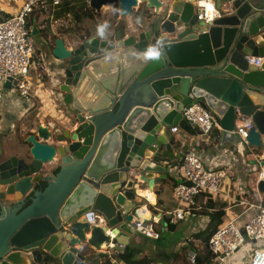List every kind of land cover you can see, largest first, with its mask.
Instances as JSON below:
<instances>
[{"label":"water","instance_id":"water-1","mask_svg":"<svg viewBox=\"0 0 264 264\" xmlns=\"http://www.w3.org/2000/svg\"><path fill=\"white\" fill-rule=\"evenodd\" d=\"M202 1L89 0L118 9L113 37L54 41L61 125L0 141V264H91L109 244L129 245L136 193L166 178L161 150L193 102L219 120L221 144H235V118L249 117L246 145L264 155V0H212L208 22ZM140 5L152 16L125 30Z\"/></svg>","mask_w":264,"mask_h":264},{"label":"crops","instance_id":"crops-1","mask_svg":"<svg viewBox=\"0 0 264 264\" xmlns=\"http://www.w3.org/2000/svg\"><path fill=\"white\" fill-rule=\"evenodd\" d=\"M202 2L197 4L201 13L206 12L205 4ZM206 2L210 3L212 8V13L206 15L215 18L217 13L213 7V1L206 0ZM19 5V0H0V22L10 17ZM88 5L89 0H61L57 5L50 4L46 11L34 13L29 17L27 25L35 48L29 77L32 90L36 91L38 96L25 100L19 97L16 92L8 90L9 88L1 90L0 141L4 142L6 147L10 148L15 144L22 143L27 134L39 124L48 127L55 124L61 125V119L65 116V106L61 104L59 95L55 93L58 83L54 79V75H60L58 71L60 63L52 55L54 41L63 39L69 49L78 40H86L91 37L110 40L113 37L114 27L122 18L118 9L116 13V7L106 6L100 12H96L91 10ZM226 6L229 5L222 4V8ZM139 7L133 10L130 17L123 19L125 30L129 26L142 27L146 21V15L152 16L153 10L146 9L147 13L141 14L138 12ZM86 10L94 12L92 19L75 21L76 14H82ZM100 18L104 23L112 22L111 30L103 35H94L87 21H96ZM39 65H41L42 71L36 69ZM40 102H42L41 105ZM213 117L218 126L208 135L197 133L187 123L190 130L185 129L181 125V118L176 126L180 130L179 133L171 135L170 150L166 151L165 148L161 150L163 157L159 160V165L165 167L166 178L156 181L154 193L147 186L142 187L140 192L136 193L137 197L143 200L139 212L141 220L147 221L149 218L161 215L165 219H160V225L156 229L159 234L158 240L146 238L139 233L132 238L127 246L139 249L141 254L136 256L130 264H148L146 262L148 257L152 258V264H189L188 257L192 252L198 255V264L249 263L250 259L245 250L236 252L226 263H220L212 257L207 249V229L211 215L217 210L223 212L221 223L217 229L226 221L233 219L245 222L255 215L259 201L254 197V189L264 155L262 151L250 148L238 139L235 144H221L219 120L214 115ZM190 147L194 148L195 153L209 169L233 168L235 181L230 186L225 185L222 192L217 195L199 196L196 199V208L191 213L180 221L170 223L168 214L177 208L173 197V188L176 182L173 174L180 167L183 156ZM23 148L26 150L25 147ZM168 223L171 227L166 225ZM180 225L182 229L179 228ZM178 230H180L182 238L176 243L172 242L170 250L167 247L163 248L160 243L163 234L173 235ZM253 244V242L249 243V245ZM105 260L95 259L91 261V264L106 263ZM118 264L125 263L119 261Z\"/></svg>","mask_w":264,"mask_h":264},{"label":"built area","instance_id":"built-area-1","mask_svg":"<svg viewBox=\"0 0 264 264\" xmlns=\"http://www.w3.org/2000/svg\"><path fill=\"white\" fill-rule=\"evenodd\" d=\"M20 5L14 9L12 15L0 22V100L1 90L9 82L10 91L16 92L22 99L37 98L38 94L32 90L29 77L33 65L35 48L30 38L27 22L29 17L37 12L46 11L50 4L57 5L61 0H19ZM227 9L223 8V11ZM217 13V12H216ZM206 12L199 11L198 19L205 22L211 17ZM218 14V13H217ZM128 29L136 30L137 27L129 26ZM250 65L260 67V58H246ZM37 70L42 71L41 65ZM182 120L192 130L201 135H208L218 126L211 112L198 102L191 103L183 109ZM252 127L249 117L238 115L234 121L233 133L237 139L246 144L248 130ZM178 127H172L170 133H179ZM175 185L173 197L177 208L168 214L170 223L182 220L196 208V199L201 195H217L222 192L225 185H232L235 181L233 168L209 169L203 160L190 147L184 154L180 167L174 171ZM264 183V166L256 177L254 197L259 201L256 213L245 222L229 220L223 223L213 233L207 242L208 253L220 263L227 260L239 250H245L249 256L248 264H264V191L259 185ZM163 215L140 220L135 223L137 233L142 236L158 240L156 229ZM253 242V245L249 243ZM126 246L109 244L106 250V263L118 264V257L124 253ZM189 264H198V255L190 253Z\"/></svg>","mask_w":264,"mask_h":264},{"label":"trees","instance_id":"trees-1","mask_svg":"<svg viewBox=\"0 0 264 264\" xmlns=\"http://www.w3.org/2000/svg\"><path fill=\"white\" fill-rule=\"evenodd\" d=\"M140 9H142V10L139 11ZM139 10H138V12H141V14L147 13V11H145L146 9L143 5H140ZM117 12L118 11L116 8V13ZM93 13L94 12L91 10H86V11H83L82 14L81 13L79 15L76 14L75 21L81 22L84 19H92ZM201 104L207 109V107L203 103H201ZM181 125L185 129L190 130V127L186 124V122L184 120H182ZM42 187L44 188L45 186L43 185ZM222 216H223L222 210H217L216 213L211 215L210 223H209V226L207 229V231H208L207 242H208L209 238L213 235V233L216 231L217 226L221 223ZM166 225L168 227H171V225H169V223ZM138 250L139 249L134 248L133 246L132 247L127 246L124 253H122V255H120L118 257V261L124 262L125 264H130L132 261L135 260L136 256L141 254V251H138ZM146 262H148V264H152L153 260H152V258L148 257V258H146ZM102 264H107V263L102 262Z\"/></svg>","mask_w":264,"mask_h":264},{"label":"rangeland","instance_id":"rangeland-1","mask_svg":"<svg viewBox=\"0 0 264 264\" xmlns=\"http://www.w3.org/2000/svg\"><path fill=\"white\" fill-rule=\"evenodd\" d=\"M87 22H89V24H88L89 28L94 35H100L98 33V27L99 26L107 25V27L104 28L103 34L109 32L111 30V27H112V22L104 23L103 19H101V18L96 19V21H87ZM110 36L111 35L109 34V37ZM41 104H42V102H40V105ZM179 228L182 229V226L180 225ZM163 235H164L163 239L160 241V243L163 245V248L167 247L169 250H170V248H172V245H171L172 242L176 243L182 238L180 230L176 231L173 235H168V234H163Z\"/></svg>","mask_w":264,"mask_h":264},{"label":"bare ground","instance_id":"bare-ground-1","mask_svg":"<svg viewBox=\"0 0 264 264\" xmlns=\"http://www.w3.org/2000/svg\"><path fill=\"white\" fill-rule=\"evenodd\" d=\"M202 3L205 4L206 13L210 15V13H212V8L210 6V3L206 2V1L205 2H202ZM206 3H207V5H206ZM139 212H140V209L137 211V214L138 215H139Z\"/></svg>","mask_w":264,"mask_h":264},{"label":"clouds","instance_id":"clouds-1","mask_svg":"<svg viewBox=\"0 0 264 264\" xmlns=\"http://www.w3.org/2000/svg\"><path fill=\"white\" fill-rule=\"evenodd\" d=\"M105 27H107V25H102V26H99L98 27V33L100 34V35H103V31H104V28ZM153 55H155V54H153Z\"/></svg>","mask_w":264,"mask_h":264}]
</instances>
